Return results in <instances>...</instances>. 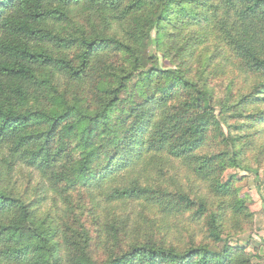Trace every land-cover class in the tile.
<instances>
[{
    "label": "trees",
    "instance_id": "obj_1",
    "mask_svg": "<svg viewBox=\"0 0 264 264\" xmlns=\"http://www.w3.org/2000/svg\"><path fill=\"white\" fill-rule=\"evenodd\" d=\"M229 170L264 171V0H0V264H261Z\"/></svg>",
    "mask_w": 264,
    "mask_h": 264
},
{
    "label": "rangeland",
    "instance_id": "obj_2",
    "mask_svg": "<svg viewBox=\"0 0 264 264\" xmlns=\"http://www.w3.org/2000/svg\"><path fill=\"white\" fill-rule=\"evenodd\" d=\"M162 65L164 67H168V64L166 62L163 63ZM230 175H233L235 180L237 181L236 185L240 189V194L250 200L249 208L254 214V231H255L254 239L258 241L260 237L257 235L255 230V222H256L255 220H257L256 215L259 209L261 208L259 192L261 190L264 192V171H259L257 175L255 174L248 175L242 171L229 170L226 173L225 177H228ZM259 214L260 213H258V215ZM248 251L253 252L252 247H249ZM263 254L264 253L262 252V256ZM260 263L264 264V256Z\"/></svg>",
    "mask_w": 264,
    "mask_h": 264
},
{
    "label": "crops",
    "instance_id": "obj_3",
    "mask_svg": "<svg viewBox=\"0 0 264 264\" xmlns=\"http://www.w3.org/2000/svg\"><path fill=\"white\" fill-rule=\"evenodd\" d=\"M259 195H260L261 208L258 211V213L260 214L258 215L257 213L258 216L256 215L257 220H255L256 221L255 230H256L257 235L260 237L259 240L264 241V192L261 190L259 192ZM262 250H263L262 252L264 253V246Z\"/></svg>",
    "mask_w": 264,
    "mask_h": 264
}]
</instances>
